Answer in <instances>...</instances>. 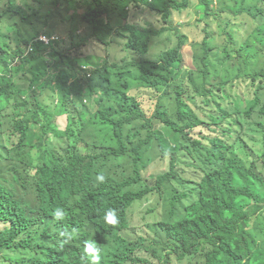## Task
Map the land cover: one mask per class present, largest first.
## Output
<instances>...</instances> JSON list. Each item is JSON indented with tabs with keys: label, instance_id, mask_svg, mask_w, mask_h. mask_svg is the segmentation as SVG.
<instances>
[{
	"label": "trees",
	"instance_id": "1",
	"mask_svg": "<svg viewBox=\"0 0 264 264\" xmlns=\"http://www.w3.org/2000/svg\"><path fill=\"white\" fill-rule=\"evenodd\" d=\"M17 1L0 0V264H90L85 223L96 230L101 264H264V67L256 69L246 55L250 39L264 44V0H235L220 10L214 0H200L202 86L187 67L190 39L174 24V14L191 13L194 0H80L89 38L76 34L50 48L39 42L54 36L44 32L49 18L72 11L77 0L46 6L24 0L31 14ZM143 8L161 19L160 28L130 21V12ZM223 15L253 21L247 41L229 33ZM75 18L65 23L73 26ZM212 20L222 30L218 37L210 32ZM167 34L176 45L153 55ZM118 39L132 60H108ZM92 43L107 56L82 68L75 58L88 59L82 49ZM216 64L226 77L212 72ZM20 76L28 77L27 86L17 82ZM48 92L53 105L41 100ZM168 100L178 105L174 116ZM59 117H67L68 127L55 144ZM157 122L176 133L175 146ZM155 142L170 170L148 185L145 152ZM101 173L106 183L97 180ZM167 185L174 189L169 221L162 214ZM153 201L149 240L135 224L151 225L137 210ZM57 209L65 213L60 222ZM112 209L116 227L105 222ZM65 229L81 236L62 245Z\"/></svg>",
	"mask_w": 264,
	"mask_h": 264
},
{
	"label": "rangeland",
	"instance_id": "2",
	"mask_svg": "<svg viewBox=\"0 0 264 264\" xmlns=\"http://www.w3.org/2000/svg\"><path fill=\"white\" fill-rule=\"evenodd\" d=\"M52 0H42V2H45L43 6L48 5ZM78 3L80 0H77ZM77 1H74V4L71 6L72 11L67 12H56L53 13L51 18H49L48 21V31H44L46 34L47 32H52L53 35L58 36L60 38L59 43H61L62 47L65 46L64 44L70 42V39L73 38L76 34H79V36L82 37V39H87L89 38L90 31L87 26H85L81 19L80 15L84 13V5L78 4ZM215 2V7L217 10L223 9V8H229L233 7L234 5L231 2H235V0H227L226 5L222 6L221 0H214ZM16 3H23L22 5L24 6L25 10L24 12L28 14L33 13L28 9L27 6L24 5L25 1L24 0H18ZM82 3V2H81ZM217 3V4H216ZM200 0H194V7L191 9V13L182 15V14H174V24L175 27L181 28V31L187 35L190 39V45L186 49V62H187V67L190 71L196 72V80L197 84L199 86H202V81L199 79L200 77V72L201 70H204V67L202 66V58L203 54L201 51L200 47H197V43H202L205 39L206 33L203 32L205 29V25H200L199 21L204 17V13L201 11L199 7ZM27 5V3H26ZM35 9V12L38 10L39 5H33L32 6ZM0 10H2L4 7L0 6ZM60 9L64 8L62 5L59 6ZM199 9V10H198ZM66 11V10H65ZM130 12L131 17L130 21L132 23H149L152 24L153 26L160 28L161 27V19L157 17V15H150V13H145L147 10L145 8L135 10ZM218 12V11H216ZM40 16H46L47 13L40 12L38 13ZM78 16L79 20L76 19L75 17ZM75 18V24L72 26L70 23L66 24L65 21L68 22L71 18ZM62 20V21H61ZM223 20H228L232 24V28H230L229 33L235 34L237 33L238 38L241 42L247 41L248 37L251 36L250 34L254 30V23L249 17H242L240 20L237 22H234L232 18H229L227 15H223ZM212 25H211V31L214 36L218 37L221 35L222 30L219 28V25L217 22L212 20ZM68 25V26H67ZM4 31L2 33H5L6 30L4 29V26L1 27ZM227 28V26H225ZM43 33V34H45ZM42 36V35H41ZM257 38L250 39L251 41V46L252 48L248 50L246 55H250L254 57V62L256 64V69L261 70L264 67V44L261 42L256 41ZM259 39V38H258ZM176 37H171L169 34H167L163 39L155 42L153 45V50L152 54L156 55L161 53L162 51H165L167 49H171L176 45ZM227 39H219V42L221 45H224L226 43ZM115 44V45H114ZM112 44L108 50L109 57L108 60L112 63L115 62H120L123 59L129 58L133 59L134 56L128 55L126 51L123 49L124 42L123 40H116L115 43ZM105 49V51H104ZM85 53V56H88V59H83L80 57L75 58L79 65L82 68H87V69H92L94 65L91 63L92 60L95 59L97 61L98 58L103 57L106 55V48L100 47L99 45L92 43V45H88V47L82 49ZM93 56V57H92ZM107 56V55H106ZM46 60V58H45ZM217 62V61H213ZM215 68L211 67V70L214 74L218 71L221 77H226L227 72L224 71V68L220 66L219 64L215 65ZM213 75V74H212ZM232 76H235V71L232 72ZM77 78V76L75 75ZM73 77V80L75 79ZM28 77H23L20 76L17 79V82L21 85H28L27 82ZM246 89H242L240 91H245ZM52 96L51 93H47L45 97H41L42 101H45L49 105L53 103L52 101ZM200 101V105L202 104V101L200 98L198 99ZM167 113L170 115L174 116L176 112L178 111V105L176 103V100H168L167 101ZM154 113V112H153ZM7 126H5L6 128ZM68 127V120L67 117H59L56 119V125L54 126V131L57 133L52 142L57 144V140L60 139L61 135L66 132V129ZM156 128L158 132L163 134L164 138L168 140L172 146L176 145V142L178 140V137L174 131H172L170 128L166 127L164 124L157 122L156 123ZM1 137V136H0ZM185 144V143H184ZM183 145V143H182ZM190 164H195V161H189ZM126 167H131L130 164L124 163ZM145 173H144V180L148 182V185H154L155 184V179L159 175L168 172L170 170V160H163L162 159V153L160 152V148L157 144V142L153 143L152 146L146 150L145 152ZM125 175L123 177H128L129 176V171H124ZM166 202L164 205V210L162 211L163 217L165 221H169V214L171 211V206L170 204L172 203V199L174 197V189L171 185L166 186ZM156 201H153V203H146L142 207L138 208V213L140 215H147L149 219H154V216L149 215V211L153 208H155L157 205ZM180 214L182 212L180 211ZM76 236H81V235H76ZM85 236L90 239L92 236V230L90 228L87 229V232ZM80 242H83L82 240H79ZM106 254L109 256L108 252L106 251ZM106 264H111L110 262H107Z\"/></svg>",
	"mask_w": 264,
	"mask_h": 264
},
{
	"label": "clouds",
	"instance_id": "3",
	"mask_svg": "<svg viewBox=\"0 0 264 264\" xmlns=\"http://www.w3.org/2000/svg\"><path fill=\"white\" fill-rule=\"evenodd\" d=\"M72 4H74V2ZM61 5L64 7L63 4H61ZM70 8H73V7L70 5ZM68 22H69V20H68ZM59 41H60V38L58 36H55V35L51 36V37L42 35V36H40V39H39V42L43 43V46L45 48H50L51 44L58 43ZM31 52H32V50H30V53ZM51 105H53V103ZM97 180L100 183H106L107 182V176L105 174L101 173L97 177ZM64 217H65V213L63 212V210L57 209L55 214H54V218L57 220V222L62 221L64 219ZM145 217H147V216H145ZM149 220H150L149 224H151L150 226H144L143 222H137L135 224V226H137V227H135V228L141 229V231H144V230L147 231V233H149V236L147 238L150 240L153 237V234L151 233L150 228H153L152 223H154L155 220L154 219H149ZM105 222L109 226H112V227L118 226L119 219H118V214H117L116 210L112 209V210L108 211V213L105 216ZM88 228H90L92 230V236H91L90 240L85 241V246H84L85 259L88 260L90 258V264H101V261H102L101 248L98 247L97 241L93 240L95 238V232H96L95 228L92 225L85 223L81 232H82V234H86ZM155 228L158 229L157 226ZM77 233H78L77 229H72L71 231L65 229L64 231H62L60 233L61 238H62V245H66V244L71 243L72 240H74L76 238V235H78ZM114 248L117 250L116 247H114Z\"/></svg>",
	"mask_w": 264,
	"mask_h": 264
}]
</instances>
